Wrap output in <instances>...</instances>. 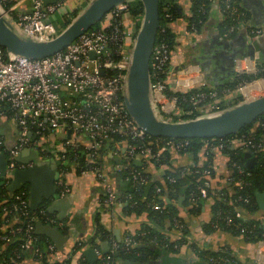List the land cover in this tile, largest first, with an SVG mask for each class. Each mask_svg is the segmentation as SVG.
<instances>
[{
    "label": "built area",
    "instance_id": "built-area-1",
    "mask_svg": "<svg viewBox=\"0 0 264 264\" xmlns=\"http://www.w3.org/2000/svg\"><path fill=\"white\" fill-rule=\"evenodd\" d=\"M8 1L0 0V5L13 16L16 25L25 33L42 40L49 39L57 33L49 16L61 6L64 0H55L51 4H45L43 0H29L31 8L26 11L16 10L14 6L7 4ZM216 1L225 17H229L234 22L224 31L225 35L230 36L241 24H244L245 13L232 0ZM129 2L126 1L113 7L103 18L102 27H110L111 30H88L62 50L49 56L31 59L9 54L0 47V102L9 104V108L12 110L11 119L17 126L15 143L6 150L3 172L5 177H9L15 170L31 167L29 162L17 159L24 147L31 146L39 154L38 148L42 147L44 143L48 147L52 140L55 142L58 133H66L68 136L70 132H78L87 137L85 148L90 152L86 153V157L90 163H97L99 156L94 154V151L101 149L108 153V157L113 156L119 159L117 163H109L103 155L101 166L99 165L96 167L97 169L91 171L102 183L104 198L100 200L97 196L98 205L111 207L122 204V199L116 195L112 186L107 182L108 171L119 173L128 169L126 178L132 184L141 185L146 182L147 176L132 168L131 161L140 157L145 164L158 165L157 163L164 152H168L172 148L180 152L179 149L188 146L191 139L150 136L135 123L125 108L127 69L131 59L132 46L142 20V15L129 14ZM169 16V13L165 14V17L169 18ZM191 30L194 33L198 32L194 26H191ZM258 33L259 30H249L250 37ZM91 52L94 57H90ZM169 58L168 46L162 41L156 43L155 39L149 62L151 100L155 112L165 120L186 114L179 106L178 97L167 95L166 89L168 88L163 81L157 78V72L162 69ZM191 66H181L180 73H190ZM238 68L239 73L246 70L242 67ZM188 87L187 82L178 80L172 86V90L190 93L183 100L194 109L195 117L215 115L229 107L228 101L223 100L224 94L231 92L228 88L219 91L217 88L206 85L203 80H200L199 85L194 88L189 89ZM243 89L244 85L239 84L233 91L241 92V96L245 98L249 91L243 92ZM193 91L194 93H192ZM221 92L223 95H220ZM30 126L37 127L35 135L47 130L49 138L39 139V141L31 139L29 137ZM259 126L264 130V121L259 122ZM113 133L122 135V141H114ZM2 141L0 139V145L3 144ZM236 143L243 151L258 152L264 149V135L259 142L254 141L253 137L245 139V137L232 136L222 141L212 138L210 141L204 142L198 154L203 156L211 147L221 149ZM69 145L72 144L65 140L60 148L57 145L53 147L56 150L64 151L65 146ZM46 146L44 145V147ZM56 159H59L57 154H55ZM192 167L194 166H182L181 175L201 176L203 180L197 186V191L200 197L206 198L210 188L207 179L209 170ZM236 168L239 172L244 173L240 165H236ZM61 174L63 175V173ZM231 180L235 187L241 188L243 184L241 180L233 177ZM56 183L64 188V192L67 191L60 177ZM20 188L19 193L14 196L10 210H7L6 206L2 207L3 212H12L15 221L10 222L8 219H2L4 229L0 231V239L6 241L9 234L21 233L23 245L30 246L37 238L34 235L35 225L32 222L34 212L30 206L28 192L26 194L23 187ZM161 192V187L157 186L155 195H159ZM246 200L244 199V201ZM151 207L155 210L162 208L155 200L151 203ZM38 213L50 224L57 222L54 216H46L45 210L42 208H39ZM235 214L236 217H241L239 211H236ZM172 226L177 229L181 228L178 220H174ZM244 231L245 227H241L240 232L244 233ZM86 238L77 239L72 252L68 253L64 259L59 260L53 257V244L50 241L46 242V249L49 252L48 264H81L83 258L77 252L81 248L88 247L94 250L99 264H108L99 247L83 246V241ZM121 242L130 248L135 245L128 236L124 237ZM106 243H109L108 249L112 252L119 247L117 241L112 238ZM255 243L258 247L264 245L263 240H258ZM199 249L202 248L199 247ZM32 254L34 256L31 258L33 263H43L40 260L42 253L37 246L32 248ZM209 261L212 264H218L219 260L211 257Z\"/></svg>",
    "mask_w": 264,
    "mask_h": 264
},
{
    "label": "crops",
    "instance_id": "crops-1",
    "mask_svg": "<svg viewBox=\"0 0 264 264\" xmlns=\"http://www.w3.org/2000/svg\"><path fill=\"white\" fill-rule=\"evenodd\" d=\"M11 5L16 10L26 11L31 8L29 0H11ZM84 0H64L61 6L49 16V19L55 24L62 23L64 15L76 10ZM234 4L240 7L246 16L244 24H241L230 36L225 35L220 30V24L225 19V14L216 0L208 2L207 12L203 16V24L197 33L192 32L191 26L188 25V18L191 16V6L193 0H175L177 2L180 14L168 23L170 33L173 35V45L170 50V82L172 86L176 81L181 80L189 84V89L199 85L200 80H203L206 85L220 89L227 83L231 82L238 67L246 69L244 73H253L257 67H264V0H233ZM68 13V14H69ZM9 16H11L9 14ZM13 18V16H11ZM58 19V22H57ZM249 30H259V33L250 37ZM224 40L225 42H223ZM252 44L254 47V59L243 56L248 50V45ZM238 58H235V57ZM200 64H198L197 62ZM191 66L190 73H180V67ZM238 65V67H237ZM199 68V69H198ZM256 68V69H255ZM239 69V68H238ZM188 86V85H186ZM184 87V86H183ZM186 88V87H184ZM187 88V89H188ZM228 88V87H226ZM224 89V88H223ZM229 89V88H228ZM230 93L224 94V101H228L229 106L233 105L235 99L241 96V92H234L230 89ZM249 91L250 95L260 94L264 92V77L257 78L249 83L244 84L243 92ZM252 94V95H251ZM0 112V137L3 139L6 146L11 147L17 137V126L15 122L3 116ZM68 141L69 144H79L86 146L87 137L78 132H70L69 136L66 133H58L57 140H52L48 147L53 149L54 145L58 148L62 146L63 141ZM229 146V147H228ZM227 147L234 152L239 151L240 154L250 152L252 154L251 166L246 167L247 159L242 156V164H237L242 167L244 172L248 173L255 165V152L257 151H243L236 144L227 145ZM46 148V147H45ZM24 149H28L30 154L21 155ZM19 155L24 158L23 162H29L31 167L34 163L42 166L39 174V191L41 192V201L46 203L48 209L51 203H56L53 207L52 216L57 222L46 225L57 229L56 238H49L54 246L53 257L55 259H64L66 255L72 252L75 241L82 237H88L92 231V217L95 213H100V221L103 226L110 233V237L115 241L121 242L129 233H134L139 230L142 224L150 223L146 214H124L122 211V204H116L111 207L99 206L97 203V196L102 190V183L96 175L91 171L84 170L80 174H76L75 169L63 173L58 172L57 162L53 157L38 154V156L31 157V152L36 151L31 146L24 147ZM264 153V149L259 150ZM169 160L166 164L155 165L142 162L140 157L135 159L137 165H141L143 171L149 174L153 179H160L162 171L166 166L171 169L177 166L196 165L197 168H206L209 170L207 179L209 181V193L206 198L201 200L198 206H194L191 202L188 205L181 207L183 198L180 197L177 204L178 216L181 220V228L177 229L170 226L167 232L169 239L177 241L179 244L173 246L175 248L163 256L165 263L163 264H202L198 260L193 248L200 247L202 249H211L213 251L220 250L227 247L235 257L244 261L246 264H264V245L258 247L255 242H247L242 236L232 234L224 230L213 222L215 214V200L219 199L223 191L228 193L235 192V186L231 182L232 172L229 168L230 160L226 146L223 148H209L202 156L197 155V160L194 162L192 157L186 153H180L176 149L168 151ZM18 157V156H17ZM87 159V157H86ZM55 164L56 168L52 169L49 165ZM234 162L232 163V165ZM30 168V167H29ZM28 169V168H25ZM23 169V170H25ZM106 174L107 182L112 186L113 191L119 193V178L116 177L117 172H110ZM60 173V174H59ZM32 174V173H31ZM38 173L29 175L31 180H19L21 187H26L29 198L30 185L36 184V176ZM61 175V176H60ZM61 178L67 188L63 191V187L57 185L56 180ZM13 178V173L10 175ZM26 178V177H25ZM31 181V183H30ZM38 186V185H37ZM51 186L53 190L51 191ZM47 190V191H46ZM264 190V189H263ZM255 201L257 203L256 193ZM46 192L54 193L49 197H43ZM119 196V195H118ZM162 197L167 200V194L164 193ZM30 201V200H29ZM258 205V203H257ZM189 207L199 208L198 211H189ZM239 211L243 220H251L254 223L264 225V209L259 208L246 213L241 208L234 210ZM210 225L212 231L206 232L204 225ZM167 225V222H166ZM45 226V224H44ZM148 226H153L149 224ZM169 226V225H168ZM44 235V234H42ZM46 236V235H44ZM106 243V242H105ZM110 247L109 243L107 244ZM91 248V247H88ZM88 248H81L78 255L83 258L81 264L88 263L83 255V251ZM100 248V247H99ZM101 250V249H100ZM96 255V254H95ZM31 261V259H29ZM97 262V257L93 264ZM161 264L160 261H154ZM34 264H41L34 262Z\"/></svg>",
    "mask_w": 264,
    "mask_h": 264
},
{
    "label": "trees",
    "instance_id": "trees-1",
    "mask_svg": "<svg viewBox=\"0 0 264 264\" xmlns=\"http://www.w3.org/2000/svg\"><path fill=\"white\" fill-rule=\"evenodd\" d=\"M211 0H193L191 6V16L188 18V25L194 26L197 31L203 24V16L207 12L208 2ZM233 1V0H232ZM11 0L8 1V5H11ZM234 2V1H233ZM159 19L160 27L158 29L156 43L162 41L168 46V50H171L173 45V35L170 33L168 28V23L180 14V10L177 2L175 0H159ZM128 12L131 15L143 14L142 4L138 0H131L128 4ZM78 13L77 9L73 10L67 15H64L60 27H56L57 33L64 29L70 21ZM169 13L170 16L165 17V14ZM69 15V16H68ZM103 20V19H102ZM101 20V21H102ZM100 21V22H101ZM100 22L96 23L89 30H99L106 29L107 31L111 30L110 27L103 28ZM229 17H225L220 24L221 32H224L231 24H233ZM60 28V29H59ZM163 29V31H162ZM4 50V49H3ZM170 58L168 62L157 72V78L160 81H163L168 89H166L167 95H176L179 99V106L183 108V112L186 114L179 117L173 116L170 121H179L194 118V109H192L189 104L183 98H187L190 93H182L180 91L172 90V83L170 82V70H171ZM264 77V67H257L256 71L253 73H236L233 80L227 83L223 88L228 87L229 89H235L239 84H246L257 78ZM221 87L219 91L223 90ZM194 93V91L192 92ZM223 95V92L220 93ZM242 97H237L233 103L237 104L241 101ZM0 112L3 113V116L11 118L12 110L9 108V104H3L0 102ZM187 112L189 113L187 115ZM264 121V113L257 117L252 123L245 125L237 132L226 135L221 138H213L216 141H222L232 136L236 137H245V139L253 137L254 141L259 142L264 135V130L259 126V122ZM37 130L36 126H30L29 137L31 139L49 138V133L47 130L42 131L38 135H35L34 132ZM123 136L117 133L112 134V139L116 142L122 141ZM0 139H2L0 137ZM212 138L206 139H191L190 143L184 149H179L180 153H186L194 162L197 160V155L202 149L204 142L210 141ZM3 140V139H2ZM0 145V153H3L6 156V150L10 147L2 141ZM46 143L42 147L38 148L39 154L47 155L55 159V154L59 156V159H56L58 172L66 173L75 169L76 174H80L84 170L93 171L97 169L96 167L101 166L102 156L105 155L106 160L109 163H117L119 159L115 157H108V153L101 149L100 151H94V154H97L99 157L97 163H90L86 159V153L90 152L84 146L79 144L65 146L64 151L51 149L46 146ZM110 146V144H109ZM229 147V146H228ZM226 146V151L229 154L230 160V170L232 172V177L239 179L243 182L241 188L234 187L237 193H228L223 191L219 199L215 200V214L213 222L217 223L218 226L232 234H237L242 236V238L247 242H256L258 240L264 241V225L259 223H254L251 220L245 221L242 218L236 217L235 209L241 208L246 213L253 212L258 209V205L255 201V192L264 189V153L262 151L255 152V165L253 168L248 171V173H241L237 170L236 165L242 164L243 154H240L239 151L234 152ZM93 151V150H92ZM19 157V154H18ZM20 161L25 160L24 158H19ZM169 160L168 152H164L159 164H166ZM234 164L232 165V163ZM155 165L156 167H160ZM130 166L136 170L143 172L147 176L146 182L141 185L132 184L129 179L126 178L128 169L122 170L116 174V177L119 178V195L122 199V211L124 214H135L140 215L142 213L146 214L147 219L150 223H144L141 225L139 230H136L134 233H129L127 236L131 239L135 245L130 248L124 246L122 242H118L119 247L115 251H110L109 249L103 254L105 259L108 261V264H145L154 261H160L161 264L165 263L163 256L168 252H171L175 248L176 244H179L177 241H171L167 232L170 230V226L173 225L174 220H178L181 223V220L178 216V200L180 197L183 198L181 207H185L187 202L193 201L194 206H198L203 199L198 194L197 186L200 181H202L201 176L193 177L192 174L181 175L182 166H177L169 169L167 166L162 171L160 179H153L145 171L141 165H137L133 160L130 162ZM196 167V165H192ZM192 167V168H194ZM11 178L5 177L2 172H0V231L4 229V222L2 219H8L10 222H14V218L11 211L3 212L2 207L6 206L7 210H10V206L14 201V196L19 193L20 187L15 188L12 191L8 190V185L11 182ZM159 186L162 189V192L159 195H155V188ZM27 194V188L23 186L22 188ZM167 194V200H165L162 195ZM99 199L104 198V193L100 190L98 194ZM201 199V200H200ZM244 199H247L244 201ZM155 200L158 202L162 208L161 210L152 209L151 203ZM100 206V205H99ZM39 208L45 210L46 216L52 215L49 213L46 203L38 204L32 212H34L32 217V222L35 225L34 235L37 237L36 241L30 245L25 246L21 241V233L9 234L6 241L0 239V264H34L29 259L34 258L32 254V248L37 246L41 253L42 257L40 260L42 264H48V250L46 249V242L50 241L47 236L42 235L41 230L38 228V224L46 225L48 221L44 220L38 213ZM189 211L195 212L199 208L189 207ZM167 222V225H166ZM149 224L153 225L148 226ZM16 225V224H15ZM169 225V226H168ZM245 227L244 233L240 232V228ZM204 230L206 232H211L212 229L210 225H204ZM1 233V232H0ZM7 233V232H4ZM84 241L83 246L92 245L95 247H100L102 242L109 241L111 239L110 233L103 226L100 221V213H95L92 217V231ZM195 254L198 256V260L202 264H212L209 261V258L214 257L218 258V264H246L244 261H241L233 255L231 249L224 247L220 250L213 251L209 249H199V247L193 248ZM87 264V263H84ZM94 264H99V261Z\"/></svg>",
    "mask_w": 264,
    "mask_h": 264
},
{
    "label": "water",
    "instance_id": "water-1",
    "mask_svg": "<svg viewBox=\"0 0 264 264\" xmlns=\"http://www.w3.org/2000/svg\"><path fill=\"white\" fill-rule=\"evenodd\" d=\"M54 1L43 0L45 4H51ZM126 1L131 0H88V3L81 8L64 29L46 40L25 33L0 5V47L9 54L21 55L31 59L49 56L62 50L78 36L100 22L113 7ZM138 1L142 4L143 14L132 46L131 59L127 69L124 105L129 115L139 127L153 137L171 139L221 138L237 132L264 113V95H262L251 100L245 97L243 101L231 105L218 114L211 116H197L179 121H170L159 117L155 112L151 100L149 75L150 57L160 27L159 5L158 0ZM222 41L225 42L224 40ZM247 47L248 50L243 53V56L253 60L254 47L252 44ZM90 57H94L93 52L90 53ZM197 63L200 64L199 62ZM25 154H30L28 149H24L21 152L22 156ZM21 155L17 157L19 161ZM34 156H38L36 151L31 152V157ZM243 156L247 159L246 167L249 168L252 162V154L246 152ZM5 162L4 154L0 153V171L2 173L5 169ZM49 166L52 169L56 168L55 164ZM41 167L37 163H34L28 169L15 170L13 172V178L8 185V190L12 191L15 188L21 187L18 182L19 180H31L29 179V175H33L35 172L38 173L37 178L36 176L34 177L38 186L32 183L29 187V200L32 209L40 203L42 197L39 191V171ZM52 190L53 187L51 186ZM46 191L43 197L47 198L54 195L51 191L49 193ZM256 198L259 208L264 209V190L257 192ZM55 205L56 203H51L48 211H52ZM38 228L47 237L51 239L56 238L58 231L54 227L38 224ZM100 249L102 253H105L108 250L107 243L102 242ZM83 255L89 264H93L96 259L92 248L84 250ZM145 264L157 263L150 262Z\"/></svg>",
    "mask_w": 264,
    "mask_h": 264
},
{
    "label": "rangeland",
    "instance_id": "rangeland-1",
    "mask_svg": "<svg viewBox=\"0 0 264 264\" xmlns=\"http://www.w3.org/2000/svg\"><path fill=\"white\" fill-rule=\"evenodd\" d=\"M87 3H88V0H84V1L82 2V5H80V6L77 8V11L79 12V11L81 10V8L84 7ZM68 13H69V12H68ZM68 13H67V14H68ZM69 15H70V14H69ZM69 15H68V16H69ZM57 22H58V19H57ZM58 23H59V22H58ZM58 23L55 22V24H54L55 27H58V26L60 27L61 24L59 25ZM103 23H104V19L100 22V24L103 25ZM60 28H61V27H60ZM60 28H59V29H60ZM57 29H58V28H56V32H57ZM249 95H250V93L247 94L246 98H248V100H251V99H255V98L259 97V96L264 95V92H263V93H260V94H256V93H254V95L251 94L252 96H249ZM239 97H242V96H239ZM241 101H243V97L241 98ZM241 101H240V102H241Z\"/></svg>",
    "mask_w": 264,
    "mask_h": 264
}]
</instances>
